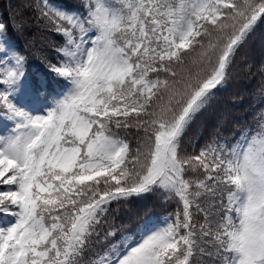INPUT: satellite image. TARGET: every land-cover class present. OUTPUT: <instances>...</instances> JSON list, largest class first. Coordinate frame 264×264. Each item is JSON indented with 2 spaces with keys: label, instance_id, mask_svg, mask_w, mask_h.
<instances>
[{
  "label": "snow or ice",
  "instance_id": "6c2138e0",
  "mask_svg": "<svg viewBox=\"0 0 264 264\" xmlns=\"http://www.w3.org/2000/svg\"><path fill=\"white\" fill-rule=\"evenodd\" d=\"M5 11L0 264H264V0Z\"/></svg>",
  "mask_w": 264,
  "mask_h": 264
},
{
  "label": "trees",
  "instance_id": "16d2710c",
  "mask_svg": "<svg viewBox=\"0 0 264 264\" xmlns=\"http://www.w3.org/2000/svg\"><path fill=\"white\" fill-rule=\"evenodd\" d=\"M15 2V0H14ZM3 4L4 7H0V15H6V7H7V0H3ZM31 36L29 33H25L24 35H20L17 37L18 43L24 47L26 45V43L28 41H30ZM38 46H39V42H38ZM33 51L32 48H29V54H30V60L33 59V57L31 56V52ZM257 57H259V48L257 46ZM258 79V78H257ZM230 91H240L245 93L244 95V100L240 103V106L238 108H234L232 109L234 114H244V115H248V113L245 111L248 109L249 104L253 102V97L252 95H250L251 93H255L256 91V84L252 83L249 84L248 81H244L241 80L237 86L236 89L230 90ZM228 94H225V97L222 101V104L228 103ZM156 211H159V209H157Z\"/></svg>",
  "mask_w": 264,
  "mask_h": 264
}]
</instances>
